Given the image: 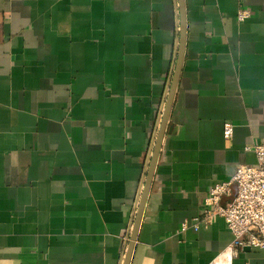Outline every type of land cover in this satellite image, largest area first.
<instances>
[{"label":"crops","instance_id":"crops-1","mask_svg":"<svg viewBox=\"0 0 264 264\" xmlns=\"http://www.w3.org/2000/svg\"><path fill=\"white\" fill-rule=\"evenodd\" d=\"M185 8L130 264H264V249L233 256L222 218L181 228L238 167L258 166L247 148L264 140V0ZM178 49V0H0V264L123 263Z\"/></svg>","mask_w":264,"mask_h":264},{"label":"built area","instance_id":"built-area-1","mask_svg":"<svg viewBox=\"0 0 264 264\" xmlns=\"http://www.w3.org/2000/svg\"><path fill=\"white\" fill-rule=\"evenodd\" d=\"M250 17V11L241 10L237 18L244 22ZM223 134L226 141L232 140L234 126L225 124ZM247 150L254 152L258 166L238 167L230 182L218 184L210 190L202 215L190 222L185 220L181 225L182 231L190 228L198 231L202 226H210L216 218H222L233 236L230 246L233 256L246 248L264 249V140ZM233 184L236 185V195L230 203L222 206V198L232 196Z\"/></svg>","mask_w":264,"mask_h":264},{"label":"water","instance_id":"water-1","mask_svg":"<svg viewBox=\"0 0 264 264\" xmlns=\"http://www.w3.org/2000/svg\"><path fill=\"white\" fill-rule=\"evenodd\" d=\"M178 5H179V49H178L177 58L175 62V68L173 71L165 108H164L163 115L161 118V124L159 127L157 138L153 146L152 155L150 157L148 169H147L146 176L144 179L141 197L139 200L136 214L133 219L132 230L129 235L128 245H127L125 257L123 259L122 264H130V261H131V257H132L136 239H137L138 230L141 225L144 210L147 204L155 168H156L159 154L161 151L163 139L167 131L170 114H171L172 107L174 104L177 87H178L179 79H180L182 68H183V63H184V58H185L186 34H187L185 0H178Z\"/></svg>","mask_w":264,"mask_h":264},{"label":"clouds","instance_id":"clouds-1","mask_svg":"<svg viewBox=\"0 0 264 264\" xmlns=\"http://www.w3.org/2000/svg\"><path fill=\"white\" fill-rule=\"evenodd\" d=\"M145 264H154V261L151 259H145Z\"/></svg>","mask_w":264,"mask_h":264}]
</instances>
